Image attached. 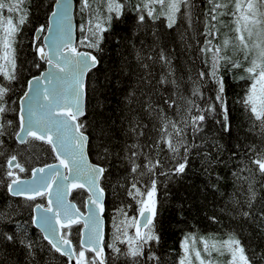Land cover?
Masks as SVG:
<instances>
[{
    "label": "snow or ice",
    "instance_id": "6c2138e0",
    "mask_svg": "<svg viewBox=\"0 0 264 264\" xmlns=\"http://www.w3.org/2000/svg\"><path fill=\"white\" fill-rule=\"evenodd\" d=\"M80 3L81 12L88 13L86 25L80 26L83 34L80 46L96 52L104 51L103 43L114 21L131 13L135 14L133 19L137 29L146 28L148 21L155 23L162 18L168 29H174L180 20H186L187 28L179 34L181 42L185 43L187 32L193 28V0H136L135 3H131V0H80ZM23 5L25 0H0V9L7 8L9 13L20 14L15 22L12 16L6 20L0 17V76L9 82L17 79L18 37L22 26L29 21L28 8ZM55 5L47 24L36 28L38 33L46 29L49 32L44 37L46 43L40 46L33 42L35 55L47 63L49 71L41 72L27 81L28 90L19 98V130L14 131V135L21 144L31 138L51 145L59 167L50 164L32 169L34 183L38 173H45V168L49 170L47 175L39 176L38 187H29L12 170L7 172L11 178L7 185L8 191L13 196H25L27 200L44 195V189L51 197L53 185H56L55 207L49 198L47 207L40 204L35 206V210H40V215L32 218V222L39 224L45 233L43 239L51 250L66 256L69 264L73 261L74 264H106V247L128 257L132 264H140L141 261L143 264H166L153 248L162 240L156 222L163 202L158 196V180L152 177H181L192 163L191 157L194 155L199 159L202 171L211 179L217 166L226 163L225 156L229 160L243 157L248 163L234 165L232 176L237 183L247 184L245 203L236 211L251 230V242L242 243L236 233L230 234L225 241L212 244L201 238L204 245L202 255L195 248L194 238L186 236L181 244L185 255L179 264H192V254L198 264H214L209 258L213 252L221 256L227 254L225 264H264V196H259L255 190L258 178L259 186L264 190V0H206L198 20L203 25V31L199 33L203 37L199 52L204 57L207 70L199 71L195 78L188 77L191 81L190 92L187 87H183V77L176 75L172 54L160 45L159 33H151L150 43L146 42L147 34L146 39L136 36L139 47L132 41L134 59L143 71L138 77L140 95L137 96L134 91L128 96L129 103L135 101L138 105L135 111L129 108L128 135L134 139L132 143L126 142L119 152L113 144L111 117L106 115L107 90L114 89L112 80L117 77L109 79L105 76L103 83L94 89L97 101L93 127L97 143L93 145L90 134H86V125L80 119L87 118L84 78L93 69L97 73L101 72L99 65L103 57L79 51L77 46H73L70 0H55ZM224 17H230L231 23L226 24ZM222 26H227L234 35L225 33L219 43H214L221 35ZM155 64L166 69L159 78H155L151 71ZM36 67L39 68L40 64H36ZM240 69L246 75L239 79L251 81L241 103L253 121L250 132L259 134V145L253 141L246 146L233 136L224 73ZM209 84L211 88L207 89ZM161 86L169 87H164L161 92ZM205 90L214 94L204 104L198 103V100H204ZM10 91L9 87L0 86V114L8 111L5 97ZM164 93L169 94L165 96ZM138 114L152 118L155 122L153 127L158 132L157 138L146 137L148 125L137 119ZM210 117H215V124L219 125L218 136L213 133L209 137L206 133L205 126ZM11 123L9 121L8 125L11 126ZM6 131L5 125L0 124V137ZM140 137H146L147 143H141ZM233 139L237 141L235 144L232 143ZM0 143L3 141L0 140ZM165 147L171 158L176 160L168 172L159 171L166 160L157 158ZM86 148H94L101 159L113 157L115 163L126 162V171L133 180L128 195L134 199L139 197L136 201L139 218L126 217L121 222L123 227L117 226L113 243L106 244L101 221V214L105 211L101 202L104 189L99 182L108 170L89 163ZM153 150H156L155 154ZM16 160L15 155L7 160L9 169L14 167L24 172L25 168L15 163ZM60 167L67 170L68 175L61 172ZM146 175L149 181H145L142 190L137 177ZM70 176L75 177L71 182L72 188H84L89 192L86 206H95L90 207L84 219L87 233L80 232L78 246H74L67 231H62L80 224L82 219L75 205L64 200L65 181ZM53 221L56 227H52ZM128 228H133L134 234L130 235ZM121 236L126 239H121ZM190 240L193 241L191 245ZM115 241L126 244V250L116 247ZM16 252L19 255L14 258L11 253ZM0 253V264H40L42 260L35 243L25 233L17 235L15 232L0 231Z\"/></svg>",
    "mask_w": 264,
    "mask_h": 264
},
{
    "label": "trees",
    "instance_id": "16d2710c",
    "mask_svg": "<svg viewBox=\"0 0 264 264\" xmlns=\"http://www.w3.org/2000/svg\"><path fill=\"white\" fill-rule=\"evenodd\" d=\"M55 0H25V5L29 11V21L22 26L21 35L18 37V71L17 79L9 82L0 76V86H7L11 89L5 97V106L8 111L0 114V124H4L7 129L5 135L0 137L3 143H0V231L15 232L17 235L25 233L31 239L37 248L38 255L42 257L40 264H68L67 258L51 250L50 245L43 239L41 232L33 225L32 212L33 207L37 204L46 206L45 196H40L35 200H27L22 197L12 196L8 192L7 185L11 178L7 176V172L12 170L19 177H28L31 169L36 166H43L56 161L55 154L52 152L51 145L43 141H35L31 138L24 144L16 141L14 131H18V99L25 91L26 83L32 76L39 74L45 67V62L40 61L35 55L33 42L43 46L41 38L36 40L35 31L40 25H46L48 16L52 11ZM75 1V18L77 21V39L78 47L82 50H87L95 55L102 56V63L99 65L101 72L97 73L95 69L89 72L86 76V97L85 106L87 118H80L86 125V134H90L92 144H96L95 129L93 127L94 106L97 101V94L94 92L99 84L103 83L105 76L111 79L116 76L117 79L112 80L114 89H109L107 95V111L106 115L111 117L110 124L113 126V144L116 145V151L119 152L125 143H132L134 137L128 135V118L130 117L129 108L135 111L138 105L135 101L129 103L128 96L134 92L137 96L140 95L138 77L143 71L138 67L137 61L134 59L135 52L132 48V41H135L139 47V40L146 39V42H151V33H159L160 45L165 47L172 54V64L176 70V75L183 77V87L191 90V81L189 76L195 78L199 71L207 70L203 62L204 57L200 54L199 48L203 42V37L199 35L203 31V25L199 22L198 17L204 7L206 0H193L195 5L193 9V28L187 32V41L181 42L179 34L187 28V21L180 20L178 26L174 29L166 27V21L163 18L153 23L148 21V25L144 29H137L133 19L134 13L122 17L119 21H114L112 29L106 34V40L103 43L104 51L96 52L93 49L80 46V40L83 34L80 31V26L87 23L88 13L81 12L80 0ZM7 2V0H6ZM136 0H131L135 3ZM12 16L14 22L19 18L14 17L15 12L9 13L7 8L0 9V16ZM226 24L231 23L230 17L223 18ZM234 35L229 32L227 26L221 27L220 37L214 41L219 43L223 39L224 34ZM199 41V43H198ZM191 45V47H188ZM148 63H151L149 61ZM36 64H40L37 68ZM122 65L123 68L121 67ZM155 78H159L160 74L166 69L161 68L159 64H155L151 69ZM246 73L240 70H231L224 73L226 80V100L229 109V118L233 129V136L237 137L242 144H251L253 141L257 145L260 143L258 133L250 132L253 127V121L250 119L249 112L241 103V99L245 95L250 80L239 79L240 76H245ZM164 87L161 86V92ZM207 89L211 85L206 86ZM171 89L169 88V93ZM169 93H164L167 96ZM187 95L188 93H184ZM214 93L210 90H205L204 100H198V103L204 104L209 96ZM169 115H172L171 110H168ZM137 119L141 120L142 124L148 125L146 129V137L153 139L158 137L156 128L153 127L154 121L152 118L143 115H137ZM11 121V126L8 122ZM206 133L209 137L215 133L219 135V125L215 124V117H210L207 121ZM146 137H140L141 143H147ZM247 137V138H246ZM236 139L232 140L235 144ZM90 160L105 167L108 171L101 177L100 184L104 189V220H105V242L113 243L114 237L117 234V226L123 227L122 221L126 217H136L138 214L139 205L137 197L134 199L128 195V189L133 182L132 176L126 171V162L115 163L113 157L101 159L94 148L88 149ZM156 150H153L155 154ZM15 155L17 163L25 168L24 172H19L16 168L9 169L7 160ZM166 160L162 164L159 171L168 172L176 163L175 159L171 158L167 148L160 153L159 157ZM179 159V157H177ZM192 163L186 169V173L181 177L172 175L154 176L158 180V196L163 202L160 207V214L157 218V230L162 235L160 244L154 245V250L163 257L166 264H179L184 251L181 247L186 236H191L195 241V248L201 251L202 255L204 245L201 243V238L209 244L225 241L229 235L236 233L242 243L249 244L251 242V230L245 224L242 218L238 215L236 209L245 203L247 196V184H239L232 176L234 165L247 164L248 161L243 159L229 160L225 156V164L217 166L216 171L212 174L211 179L202 171L201 163L194 155L191 157ZM247 175V173H245ZM138 186L143 190L145 181H149V177H137ZM255 190L259 196H264V190L259 186V178L255 185ZM87 193L78 189L72 192L71 198L82 208L84 198ZM237 201L239 204H237ZM81 224L73 225L71 229L64 230L69 233V238L73 241L74 246L79 245ZM130 234H134L133 228H128ZM121 239H126L121 236ZM192 240L189 241L191 245ZM115 245L122 250H126V244H121L115 241ZM254 247V245H253ZM11 251V250H9ZM15 258L19 255L18 252L11 253ZM2 256V253H0ZM106 264H132V261L124 256L115 253L110 248H105ZM191 258V257H190ZM214 261V264H225L222 261L223 256L212 253L209 257ZM192 264H198L194 256L191 258ZM143 264V261L140 262Z\"/></svg>",
    "mask_w": 264,
    "mask_h": 264
},
{
    "label": "water",
    "instance_id": "95a60500",
    "mask_svg": "<svg viewBox=\"0 0 264 264\" xmlns=\"http://www.w3.org/2000/svg\"><path fill=\"white\" fill-rule=\"evenodd\" d=\"M70 3H71L70 15H71V18H72V25H73V46H76L77 35H76V20H75V15H74V13H75V1H74V0H70ZM55 7H56V5H55V1H54L53 9H52V10H54ZM35 35H36V37H39V36L41 35V33L36 32ZM47 35H49V32L46 30V32H45V34H44V36H43V39H42L43 44L46 43V41L44 40V37L47 36ZM46 50H47V49H46ZM81 51H84V50H81ZM86 52H90V51H86ZM48 71H49V66H48L47 63H46V67H45L41 72L47 73ZM41 72H40L38 75H40ZM38 75H36V76H38ZM86 76H87V74H86ZM86 76H85V78H84L85 83H86ZM32 78H33V77H32ZM32 78H30V79H32ZM30 79H29V80H30ZM27 90H28V87H27V84H26V89H25V91H27ZM25 91H24V92H25ZM23 94H24V93H23ZM23 94H22L21 96H23ZM85 97H86V95H85ZM20 104H21V101H20V99H19V109H20ZM25 107H27V104H25ZM19 115H20V112L18 111V119H19ZM15 139H16V141L18 142V139H17L16 136H15ZM86 155H87L88 162L91 163V164H95V163H93V162L90 160V158H89V156H88L87 148H86ZM15 163H16V162H15ZM50 164H55V165H57V167H59V161H58L57 159H56V162L49 163V164H46V165H50ZM96 165H97V164H96ZM42 167H45V165H44V166H41V167H40V166H36V167H34V168H37V169H38V168H42ZM34 168H33V169H34ZM48 171H49V170H48L47 168H45V173H38V174H37V181H36V183L33 182V174H32V170H31L30 176H28V177H20V179H21L22 181H26V182L28 183V186H29V187H38V186H39V176H41V175H47ZM60 171L63 172L65 175H68L67 170H65L64 168L60 167ZM73 179H75V177H74V176H70V177H69V180H68V181H65V189H64L65 195H64V200H65V202L68 203V204L75 205L76 209L79 210V213L81 214V217H82V219H81V224H82L81 231H84L85 234H86V233H87V229L84 228V219L87 218V216H88V214H89V209H90V207L94 208L95 206H94V205H87V206H86V202L88 201V197H89L90 194H89V192H88L86 189H84V188H72V187H71V182H72ZM99 183H100V182H99ZM100 187H101V185H100ZM101 188H102V187H101ZM76 189H84V190L87 192V194H88V196L85 198L84 211H82V210L77 206V203L71 199L72 191H74V190H76ZM43 191H44V194H46V201H47V204H48V200H49V198H51L52 201H53V207H55V203H56V200H57L56 185H53V188H52V195H51V197L48 196V192H47L46 189H44ZM8 192H9V191H8ZM9 193H10V192H9ZM10 194H11V193H10ZM11 195H12V194H11ZM12 196H13V195H12ZM38 196H40V195H37L36 198H37ZM15 197H23V198H25V196H15ZM104 200H105V194H104L103 199H102V201H101V202L103 203V205H104ZM42 207H43V206H42ZM103 213H104V212H103ZM39 215H40V210H35V207H34V209H33V217H34V216H37V217H38ZM49 215H51V214H49ZM136 218H139V212H138ZM101 221H102V229H103L104 238H105V220H104V216H103V214H101ZM33 225H34V226H35V227L41 232L42 236L45 235V233H44V232L42 231V229L40 228L39 224H34V223H33ZM52 227H56L54 221H53ZM62 231H63V230H62ZM81 231H80V232H81ZM79 243H80V240H79ZM64 257L67 258L66 256H64ZM67 259H68V258H67ZM68 264H69V261H68ZM72 264H74V261L72 262Z\"/></svg>",
    "mask_w": 264,
    "mask_h": 264
},
{
    "label": "rangeland",
    "instance_id": "374dc122",
    "mask_svg": "<svg viewBox=\"0 0 264 264\" xmlns=\"http://www.w3.org/2000/svg\"><path fill=\"white\" fill-rule=\"evenodd\" d=\"M19 13H17V12H15V16L14 17H18L19 18ZM0 17H5V15L4 16H0ZM6 20V19H5ZM133 233H134V231H133ZM130 234V233H129ZM130 235H132V234H130ZM196 250H198V249H196ZM184 251V250H183ZM185 254V253H184ZM192 256H194V254H192ZM192 256H191V258H192ZM223 256V259H222V261H224V260H227L228 259V256H227V254H225V255H222ZM195 258V257H194ZM198 263V262H197Z\"/></svg>",
    "mask_w": 264,
    "mask_h": 264
}]
</instances>
